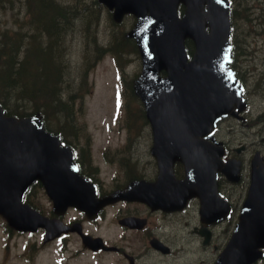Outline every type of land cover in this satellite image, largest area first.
Returning <instances> with one entry per match:
<instances>
[{"label": "water", "instance_id": "1", "mask_svg": "<svg viewBox=\"0 0 264 264\" xmlns=\"http://www.w3.org/2000/svg\"><path fill=\"white\" fill-rule=\"evenodd\" d=\"M120 23L126 14L137 18L128 37L134 38L142 71L134 81L146 117L154 129L153 153L161 170L156 183L133 182L125 191L98 200L95 188L77 173L73 153L46 132L37 115L5 116L0 107V214L20 231L47 230L59 234V222L42 216L23 198L39 180L56 212L75 206L96 212L109 200L137 198L160 206L175 205L189 196L212 200L209 186L216 178L217 160L209 156L200 136L242 105L231 61L228 0H99ZM184 6L180 16L179 6ZM192 40V59L186 41ZM166 72L165 77L160 76ZM182 161L187 177L173 178L172 166ZM178 192V195H173ZM216 197V196H215ZM223 212V211H222ZM264 163L253 160L252 183L233 236L218 264H253L264 256Z\"/></svg>", "mask_w": 264, "mask_h": 264}, {"label": "flooded vegetation", "instance_id": "2", "mask_svg": "<svg viewBox=\"0 0 264 264\" xmlns=\"http://www.w3.org/2000/svg\"><path fill=\"white\" fill-rule=\"evenodd\" d=\"M243 41L239 39L238 30H232L231 66L242 86L247 107L241 118L231 115L218 124L213 134L202 137L218 153L223 148L224 164L230 160L239 163L241 176L237 182L232 181L223 170L219 171L217 178L219 196L229 201L231 216L221 224L203 220L200 215L202 202L197 197L188 200L182 208L167 209L156 208L140 200H119L103 206L93 218L73 207L62 215L54 214L49 208L46 210L48 216L60 219L71 227L68 233L53 241L58 245L57 257L61 264L84 254L99 257L95 264L215 263L229 239L231 225L237 221L242 198L246 196L252 158L258 152L264 157V137H259L264 129V43L258 45L252 40L251 45H241ZM257 101L262 102L260 110L255 107ZM242 128H246L243 134L246 140L235 143L232 133L241 132ZM61 131V144L73 149L80 173L95 183L98 198L124 189L133 181L155 182L158 179L160 170L151 154L154 134L150 126L146 130L142 151L138 149L139 157L135 154L141 165L135 174L124 173L117 162L107 165L112 161L104 163L96 160L92 149L96 137L85 127L64 128ZM105 155L106 151H103L101 156ZM144 162L148 163L147 168ZM106 165L116 168L115 171H104ZM185 171L182 163L174 164L177 179H183ZM84 236L97 238L99 247L87 246ZM78 243L80 246L76 248Z\"/></svg>", "mask_w": 264, "mask_h": 264}, {"label": "rangeland", "instance_id": "3", "mask_svg": "<svg viewBox=\"0 0 264 264\" xmlns=\"http://www.w3.org/2000/svg\"><path fill=\"white\" fill-rule=\"evenodd\" d=\"M54 1L66 3L78 11L73 18L69 17L68 24H63L65 31L62 38L55 40L48 38L46 33L41 34L42 47H51L52 58L64 68V93L73 98L76 114L71 125L85 127L96 137L93 153L98 160L101 159L100 152L105 150L113 162L124 164L131 161L130 171L136 173L140 167L133 169L134 162L139 157L138 149L142 151L146 142L148 127L142 116L141 103L132 95L130 88L141 71V60L139 54L129 52L127 48L120 52L111 50L116 44L115 37H121L131 29L134 18L127 16L118 25L97 0ZM233 1L234 7L236 1L240 3L238 12L241 17L236 14L233 17L239 39L247 43L253 40L258 45L264 43V0ZM35 26L25 0L0 1V46L4 38L16 39L25 30L36 35ZM49 41L52 45H49ZM26 42L27 46H31L33 39L27 37ZM255 107L260 110L262 102L257 101ZM245 130L242 128L241 132L232 133L235 143L246 140L243 136ZM127 131L130 134H126ZM259 137H264V129ZM143 165L148 167L147 162ZM115 169L105 167L107 172H114ZM37 194L38 204L48 206L49 199L43 191ZM79 246V243L75 245L76 248ZM56 257V243L44 244L43 234L33 235L15 230L11 233L0 216V264H61ZM99 260V257L84 254L70 259L66 264H95ZM257 264H264V259Z\"/></svg>", "mask_w": 264, "mask_h": 264}, {"label": "trees", "instance_id": "4", "mask_svg": "<svg viewBox=\"0 0 264 264\" xmlns=\"http://www.w3.org/2000/svg\"><path fill=\"white\" fill-rule=\"evenodd\" d=\"M33 4L34 12L39 15L36 19L33 17L37 33L29 35L34 41L33 47L22 49L21 34H18L16 42L13 38L9 55H4L5 61L0 64V105L8 116L21 117L38 113L44 119L46 127L71 125L74 121V109L73 101L64 98V68L53 65L51 47L43 50L35 46L41 39L39 31L46 33L50 39L62 38L65 31L63 24H68L69 17L78 11L66 3L48 4L49 6L40 2ZM115 40L116 44L112 46L114 49L110 47L112 51L120 52L123 48L135 50L134 42L124 35L116 36ZM188 49L192 51L191 43H188ZM37 65L40 68H37ZM40 187V184H35L32 192H28L25 197V201L34 208H37L34 193Z\"/></svg>", "mask_w": 264, "mask_h": 264}, {"label": "bare ground", "instance_id": "5", "mask_svg": "<svg viewBox=\"0 0 264 264\" xmlns=\"http://www.w3.org/2000/svg\"><path fill=\"white\" fill-rule=\"evenodd\" d=\"M66 15V14H65Z\"/></svg>", "mask_w": 264, "mask_h": 264}]
</instances>
